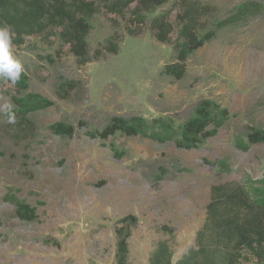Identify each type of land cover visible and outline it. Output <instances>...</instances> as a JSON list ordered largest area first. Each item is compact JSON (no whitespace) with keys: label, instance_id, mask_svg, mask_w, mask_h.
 Returning a JSON list of instances; mask_svg holds the SVG:
<instances>
[{"label":"rangeland","instance_id":"rangeland-1","mask_svg":"<svg viewBox=\"0 0 264 264\" xmlns=\"http://www.w3.org/2000/svg\"><path fill=\"white\" fill-rule=\"evenodd\" d=\"M200 1L215 9L210 30L244 2L257 9L192 53L182 79L163 73L174 49L151 32L160 15L174 21L180 0L142 12L140 26L138 0L98 1L89 18L91 56L114 33L120 51L84 65L62 41L61 27L17 41L11 33L29 87H0V264H116L122 225L131 229V264H149L159 240L169 241L176 260L203 227L214 185L239 184L252 199L264 197V142L243 149L251 131H264V0ZM66 81L76 87L60 92ZM28 93L54 104L26 118L13 115L15 96ZM206 100L215 116L209 130L220 123L216 134L179 147L182 126ZM134 115L164 124L150 130L159 140L99 136L114 116ZM57 122L74 125V135L53 133ZM15 199L36 208V219L18 218Z\"/></svg>","mask_w":264,"mask_h":264},{"label":"trees","instance_id":"trees-1","mask_svg":"<svg viewBox=\"0 0 264 264\" xmlns=\"http://www.w3.org/2000/svg\"><path fill=\"white\" fill-rule=\"evenodd\" d=\"M98 1L109 0H0V26L1 24L3 27L7 26L11 33L16 34L14 36L16 41L27 35L42 33L48 28L61 27L62 41L69 44L70 52L77 63L84 65L92 61L91 59L107 58L120 51L119 45L116 44L118 35L114 33L98 47L96 52L100 51V54L95 52L91 56L87 41L92 28L89 18L98 12ZM135 1L137 0H129V3ZM168 1L138 0L136 9L139 13L136 16L139 26L145 22V15L143 16L142 12H149ZM107 8L111 10L110 12L117 10L113 5H108ZM256 9L257 3L244 2L235 8V12L217 22L215 29L210 30L208 24L215 17V9L200 0H180L174 21H171L167 15H160L153 19L151 25L153 37L161 43L171 44L174 49V60L164 66L163 73L182 79L186 75L187 60L192 53L211 41L216 36L217 30L247 19L255 14ZM140 31L132 27L127 28V32L132 36L139 35ZM5 84L12 85L18 93L29 87L24 72L15 83L0 79V87ZM74 86L76 87L73 81L62 82L59 90L60 92L71 90ZM14 103L15 107L11 113L26 118L34 111L52 106L54 101L38 93H28L15 96ZM214 121L215 116L210 102L206 100L199 103L195 108L194 116L182 126L181 137L177 141L178 146L187 145L188 148H192L214 136L220 126V123H216L215 128L209 130ZM161 125L164 124L156 120H147L139 115L129 118L114 116L99 136L108 139L121 132L128 136L142 134L159 140L160 136L152 134L150 130L154 126ZM50 128L56 135L64 137H72L76 131L74 125L63 122H57ZM247 136L249 144L243 147L244 150H247L251 143L264 142L263 130L251 131ZM15 203L18 218L28 221L36 219V208L17 199ZM129 219L134 221V224L137 223V217L134 215ZM127 220L128 218L122 219L121 222L124 224ZM130 230L124 225L116 229V264H131L128 259ZM163 230L167 229L163 227ZM245 261L264 264V197L254 200L243 186L234 183L212 187L210 201L206 206L204 225L196 232L194 241L178 259H174L173 250L167 240H159L149 258V264H243Z\"/></svg>","mask_w":264,"mask_h":264},{"label":"clouds","instance_id":"clouds-1","mask_svg":"<svg viewBox=\"0 0 264 264\" xmlns=\"http://www.w3.org/2000/svg\"><path fill=\"white\" fill-rule=\"evenodd\" d=\"M24 71L21 61L12 51V34L10 29L0 27V79H6L15 83ZM4 110L10 113L11 105L5 104ZM11 115L9 119L11 120Z\"/></svg>","mask_w":264,"mask_h":264}]
</instances>
